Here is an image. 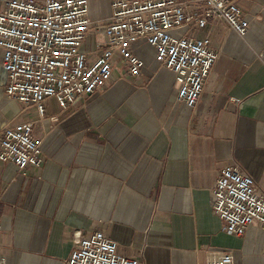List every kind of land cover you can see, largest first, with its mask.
Wrapping results in <instances>:
<instances>
[{"label":"crops","instance_id":"1","mask_svg":"<svg viewBox=\"0 0 264 264\" xmlns=\"http://www.w3.org/2000/svg\"><path fill=\"white\" fill-rule=\"evenodd\" d=\"M182 1L203 9L202 0ZM236 2L249 21L244 35L221 19L201 29L217 56L192 107L176 100L173 72L139 38L132 48L140 73L116 53L104 87L67 108L48 97L40 114L5 96L0 47V135L32 122L43 158L23 172L0 161L4 264H63L75 233L96 230L138 264H209L223 250L234 264H264V233L250 225L238 239L210 206L215 176L227 165L243 167L264 190V0ZM110 14L111 0H89L94 23ZM96 39L90 31L82 45L89 58L101 52Z\"/></svg>","mask_w":264,"mask_h":264},{"label":"built area","instance_id":"2","mask_svg":"<svg viewBox=\"0 0 264 264\" xmlns=\"http://www.w3.org/2000/svg\"><path fill=\"white\" fill-rule=\"evenodd\" d=\"M1 2L5 96L34 105L40 114L48 97L67 108L76 97L104 87L111 79L116 53L131 74L140 73L143 61L132 48L139 38L151 44L157 61L173 72L176 100L192 107L217 56L210 36L201 29L211 20L221 19L242 36L249 25L236 0H202L200 13L182 0H111L110 16L98 23L89 15V0ZM181 28L184 32H173ZM90 31L96 35V46L102 48L92 58L82 50ZM41 143L30 121L4 127L0 161H12L20 172L27 164L39 167ZM210 206L224 232L241 239L254 225L264 233V190L243 167L227 165L217 173ZM261 253L264 256V238ZM4 261L0 255V264ZM138 263L137 258L119 253L116 242L104 231L96 230L89 236L75 233L63 264ZM209 264H234V256L231 250H223Z\"/></svg>","mask_w":264,"mask_h":264},{"label":"rangeland","instance_id":"3","mask_svg":"<svg viewBox=\"0 0 264 264\" xmlns=\"http://www.w3.org/2000/svg\"><path fill=\"white\" fill-rule=\"evenodd\" d=\"M182 29H180V30H175V31H173L175 34H177L178 32H180Z\"/></svg>","mask_w":264,"mask_h":264}]
</instances>
